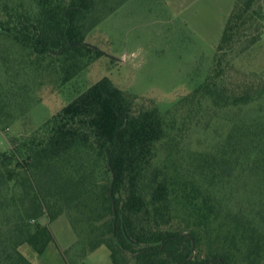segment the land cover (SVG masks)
I'll return each mask as SVG.
<instances>
[{
	"label": "trees",
	"instance_id": "trees-1",
	"mask_svg": "<svg viewBox=\"0 0 264 264\" xmlns=\"http://www.w3.org/2000/svg\"><path fill=\"white\" fill-rule=\"evenodd\" d=\"M96 4L0 0L16 75L26 64L61 86L101 57L86 42ZM263 32V1L236 0L205 80L168 110L103 77L13 137L0 152V264H34L22 247L44 253L55 238L42 218L65 212L87 226L82 258L104 245L113 264H264V111L241 115L264 99V71L233 63ZM15 85L0 80L2 128L21 113Z\"/></svg>",
	"mask_w": 264,
	"mask_h": 264
},
{
	"label": "rangeland",
	"instance_id": "rangeland-1",
	"mask_svg": "<svg viewBox=\"0 0 264 264\" xmlns=\"http://www.w3.org/2000/svg\"><path fill=\"white\" fill-rule=\"evenodd\" d=\"M235 2L97 0L95 10L86 20V42L104 54L61 86L55 78L36 74L26 64L16 75L18 48L0 40V80L16 78L21 110L8 128L0 126V152L10 148L13 137L30 134L103 77L137 94L139 100L154 99L160 110H168L205 80ZM4 57L11 61L10 71L14 74L3 72ZM233 63L241 73L264 71V32L256 43L238 53ZM260 109L264 111V99L243 108L241 115L253 116ZM200 137L201 133L196 132L192 139L195 142ZM42 222L48 223L55 240L42 254L28 245L22 247L34 264H113L104 245L82 258L87 226L74 221L68 212L51 222L44 217Z\"/></svg>",
	"mask_w": 264,
	"mask_h": 264
}]
</instances>
